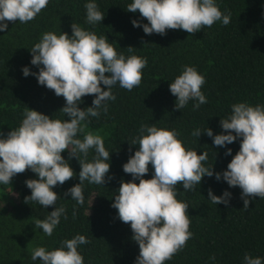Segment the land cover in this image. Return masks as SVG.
Returning a JSON list of instances; mask_svg holds the SVG:
<instances>
[{"label": "trees", "instance_id": "trees-1", "mask_svg": "<svg viewBox=\"0 0 264 264\" xmlns=\"http://www.w3.org/2000/svg\"><path fill=\"white\" fill-rule=\"evenodd\" d=\"M87 2L49 0L34 20L7 22V30L0 31V133L6 136L17 128L27 108L53 119H69L60 110L65 104L63 96L58 97L53 90L38 84L34 75L25 77L22 68L27 66L31 72L39 71L30 62L29 49L39 42L44 32L59 35L63 31L71 35V24L76 23L98 36L105 35L118 53L147 59L140 85L131 91L114 86L112 92L116 98L107 101V113L101 111L98 118L87 120L86 132L101 135L106 149L110 150L107 176L112 179L106 176L103 186L85 181V202L78 205L66 192L79 183L80 164L75 157L69 159L68 151L64 150L61 155L77 175L53 188L60 196L56 206L64 205L68 218L61 217L52 236L36 229L34 220L45 219L54 206L43 208L33 201L24 202L25 196L31 194L25 181L37 178L35 173L26 170L15 175L10 185H0V264H40L39 258L31 259L35 247L53 250L76 234L90 241L78 248L84 264H135L139 246L131 239L130 224L123 223L111 205L120 181L132 179L122 166L138 149V145L130 146L129 142L140 134L141 126L155 124L176 129L186 147L196 149L198 154L208 153L205 166L213 164L215 174L227 168L240 148V139L218 147L203 132L198 138L192 132L206 127L214 135L223 132L220 119L227 118L235 103L264 105V0H216L222 12L231 13L228 25L217 21L192 35L169 29L163 36L146 35L142 27H133V19L141 24L148 21L139 11L126 10L131 0H95L105 15L100 23L89 25L84 7ZM129 46L134 47L132 53L128 52ZM186 65L194 66L205 77L201 91L207 103L195 110V100H189L181 110L175 109L176 97L169 91V83ZM101 87L106 86L101 84ZM93 98L94 95L82 97L78 106H91ZM77 138L83 139V134L78 133ZM226 148H231V155H225ZM94 154L90 150L89 161ZM148 169L145 179L154 174L151 164ZM177 189L180 191L177 199L189 205V230L193 235L164 264H244L245 253L260 257L264 264V199L255 197L244 209L241 189L229 187L222 178L217 181L215 175H205L193 191L184 192L180 184ZM209 189L217 196L224 190L229 191L228 205L213 204L208 199Z\"/></svg>", "mask_w": 264, "mask_h": 264}, {"label": "clouds", "instance_id": "clouds-1", "mask_svg": "<svg viewBox=\"0 0 264 264\" xmlns=\"http://www.w3.org/2000/svg\"><path fill=\"white\" fill-rule=\"evenodd\" d=\"M48 3L49 0H0V31L7 30V22L34 20ZM84 7L87 24L94 26L104 19L105 13L95 0H89ZM126 10L139 11L146 18L148 23L144 24L136 19L131 21L133 27H142L146 35L163 36L169 29L192 35L217 21L226 26L231 18L230 12L220 10L216 0H131ZM71 29V35L63 31L59 35L44 32L29 49L30 62L39 71L22 68L25 77L34 75L38 84L53 90L58 97L63 96L65 104L60 110L69 119H53L27 108L17 128L6 136L0 133V185H10L15 175L29 169L36 174L37 178L25 181L31 194L25 196L24 202L33 201L43 208L54 206L45 219L34 220L35 228L42 229L46 236H52L62 216L68 218L65 206H56L60 196L53 188L77 175L61 153L67 150L69 159L75 157L80 164L79 183L70 187L66 195L83 205L85 181L103 186L110 169V150L106 149L104 139L98 133L86 132L88 117L98 118L101 111L107 113V101L116 98L112 92L114 86L128 91L139 86L147 66L145 57L118 53L105 35L98 36L76 23L71 24ZM133 51L134 47L129 46L128 52ZM101 84L106 87L102 88ZM204 84L205 77L194 66H184L169 83V91L176 97L175 109L185 108L189 100L196 101L194 110L207 103L201 91ZM86 95H94L92 104L81 108L78 105ZM220 126L224 131L215 135L207 127L192 132L195 138L203 132L218 147L240 139V148L227 168L215 174L213 164L205 166L208 153L198 154L196 149L186 147L176 129L144 124L140 134L129 142L130 146L138 145V149L122 167L132 179L120 181L111 206L117 209L123 223L130 224L131 239L139 246L135 264H164L192 237L189 205L177 199L178 184L184 192H189L195 190L205 175H215L217 181L222 178L229 187L241 189L244 209L255 197L264 199V105L235 103L227 118L220 119ZM78 133L83 134V139L77 138ZM90 150L95 154L89 161ZM231 153V148H226L225 155ZM149 164L154 174L145 179ZM137 179L139 183L135 182ZM230 197L227 190L220 196L208 190V199L215 205L227 206ZM72 215L75 219V210ZM89 242L84 235L76 234L53 250L35 247L31 259L39 258L40 264H84L78 248ZM244 264H262V260L245 253Z\"/></svg>", "mask_w": 264, "mask_h": 264}]
</instances>
